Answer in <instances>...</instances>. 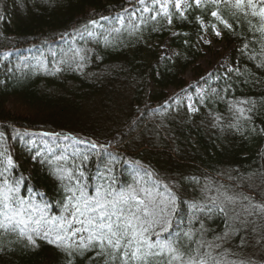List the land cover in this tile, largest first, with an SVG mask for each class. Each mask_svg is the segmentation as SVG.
Listing matches in <instances>:
<instances>
[{
    "label": "trees",
    "instance_id": "16d2710c",
    "mask_svg": "<svg viewBox=\"0 0 264 264\" xmlns=\"http://www.w3.org/2000/svg\"><path fill=\"white\" fill-rule=\"evenodd\" d=\"M137 4L138 0H0V149L6 148L17 165L12 175L23 177L22 194H35L49 205L50 216H60L66 194L53 164L42 162L36 156L39 150L21 143L18 133L52 132L107 146L121 186L132 183L134 169L142 166L180 197L172 238L187 226L192 215L189 205L203 200L201 186L209 180L264 202V132L260 131L264 129V69L249 59L253 49L259 50L248 23L255 24L256 19L233 17L227 9L223 14L235 31L220 26V40L229 49V64L205 81V94L193 84L209 75L200 62L205 52L199 43L204 31L199 19L216 21L206 9L187 11V19L174 15L171 25L148 18L132 35L127 28L134 20L129 18L124 27L111 26L121 28L114 34L115 46L106 47L102 37L99 42L87 37L85 26L90 29L92 20L113 18ZM166 40L176 49L173 57L161 53ZM245 43L250 45L248 52L243 51ZM76 48L85 49L89 57L84 70L61 66L63 70L56 72L64 53ZM8 52L13 55L3 59ZM30 53L39 59L28 60ZM229 68H238L240 74L228 72ZM187 88L194 91L198 112L189 110L187 100L173 99ZM245 99L256 101L252 120L237 122L229 102ZM96 151L85 145L81 153H91L85 169L93 186L105 159L104 154L97 157ZM81 154H70L68 166L73 160L78 164ZM249 219L255 223L247 230L241 228V234L224 241L218 251L232 253L229 259L264 264V218ZM205 225L207 240L225 231L220 216L205 219ZM194 227L199 228V223ZM37 244L25 247L15 234L0 233V246L7 249L0 253V264H68L66 254L54 245L42 239ZM92 255L73 253V264H102L90 260Z\"/></svg>",
    "mask_w": 264,
    "mask_h": 264
},
{
    "label": "snow or ice",
    "instance_id": "6c2138e0",
    "mask_svg": "<svg viewBox=\"0 0 264 264\" xmlns=\"http://www.w3.org/2000/svg\"><path fill=\"white\" fill-rule=\"evenodd\" d=\"M138 3L142 6L141 11L150 16L138 17L139 24L131 21L127 28L129 35L138 34L140 25L146 23L148 18L153 21L163 19L171 25L174 15L178 14L179 19H187L185 13L193 8L206 9L215 19L216 23L211 25V29L216 37L222 34L220 26L229 32L235 31L233 24L223 14L225 9L230 10L233 17L240 14L255 18V24L251 20L248 23L259 50L253 49L249 59L256 61L257 68L264 69V0H151V3L138 0ZM199 22L204 27V21L199 19ZM90 23L103 27L96 20ZM120 24L124 27L123 19H120ZM85 32L88 38L98 42L102 37L104 45L109 47L115 46L117 36L114 34L118 35L121 28L113 26L97 33L95 27L89 30L86 25ZM81 38H84V33H81ZM249 47V43H245L243 51L248 52ZM88 59L85 49H73L70 53H64L55 71H62L61 66H67L82 72ZM227 71L240 74L238 68H229ZM223 91L226 93L228 89ZM200 102L203 103V99ZM229 103L237 122L252 120L250 113L256 108L255 100ZM188 108L193 113L199 111L191 103ZM215 119L220 121L219 116ZM230 126L239 131L236 124ZM260 131L264 132V129ZM79 143H86L91 150H97V157L104 153L111 157L102 161L104 168L102 171L98 168L94 186L90 183L92 177L85 169L91 153L81 154L80 162L77 164L73 160L69 168L57 165L59 161H67L66 156L49 160L46 153L36 152L42 162L56 165L54 173L66 194L60 216H50L47 203H36L31 196L22 194L23 177L17 179L12 175L17 165L6 148L0 151V233L15 234L17 241L25 247L35 248L39 246L37 239L46 240L66 254L68 264H73V253L83 256L89 252L93 253L90 260L102 261V264H250L244 260L229 259L232 253L218 250L222 249L224 241L239 236L241 228L247 230V225L255 223L249 218H264V202H254L253 197L237 192L235 188L217 185L209 180L201 186L203 200L189 205L192 215L187 226L169 238L180 211V197L173 188L156 179L154 172L142 166L134 169L132 183L121 186L114 175L115 158L108 152V147L90 140H81ZM193 181L200 184L195 178ZM215 216L224 219L225 231L213 240H207L209 229L205 219L211 220ZM196 223H199V228L194 227ZM6 250L0 246V253Z\"/></svg>",
    "mask_w": 264,
    "mask_h": 264
},
{
    "label": "rangeland",
    "instance_id": "374dc122",
    "mask_svg": "<svg viewBox=\"0 0 264 264\" xmlns=\"http://www.w3.org/2000/svg\"><path fill=\"white\" fill-rule=\"evenodd\" d=\"M149 3H151V0H148ZM141 5L138 3L135 6H132L116 16L109 17L108 20L100 19L98 20L99 25H103V27L99 26H93L91 24V27L89 30H92L93 27H95V31L97 33L103 32L104 29L110 28L112 25H117V27H121L120 19H123L124 24L129 20V18H132L134 21H139L138 17L144 16L148 13H143L141 11ZM211 25L209 23L204 22L203 27V33L199 39V43L203 45V49L205 52V55L201 58L200 62L202 66L209 71V75L202 81L196 82L194 87L197 89L198 93L205 94L206 93V84L205 81L212 76H214L220 68L226 66L229 64L227 60V56L229 54V49H226V44L220 40V37H216L214 33L212 32ZM206 29V30H205ZM204 41H211V43H205ZM28 52H31L32 50H26ZM19 50L16 51V54H19ZM161 53L173 57L176 54V49L172 47L169 44V41L166 40L161 45ZM31 54V53H30ZM13 55L12 52H8L4 55L3 59H6L7 57H11ZM28 60L31 59H37L38 56H35L31 54L29 57H27ZM39 59V58H38ZM187 77L189 80L192 79V73L188 72ZM189 98H191L189 100ZM173 99L175 101L179 100H187V104L191 103L194 107L197 108L196 103L194 102V91L190 88H187L183 91L178 92L173 96ZM21 139V143L29 146V148L32 149H38L41 153H46L47 157H51L53 160L56 156H66L68 157L70 154L79 156V154L82 153V148L85 147L87 144H81L76 139H65V137H69L67 135H61L56 134L52 132H45V131H34V130H23L18 133ZM2 142L0 141V146ZM50 150V151H49ZM0 151H3L0 149ZM105 158V159H104ZM104 161H107L111 159V157L108 156V153H104ZM69 160V159H68ZM67 161H59L57 162V165L60 167H72V164L68 166L69 164ZM56 165H53V169ZM104 166L102 167L103 170ZM101 170V171H102ZM22 192V191H21ZM33 198L34 202L39 204H44L43 201H41L38 197L35 196V194L29 195ZM28 197V196H25Z\"/></svg>",
    "mask_w": 264,
    "mask_h": 264
},
{
    "label": "bare ground",
    "instance_id": "6f19581e",
    "mask_svg": "<svg viewBox=\"0 0 264 264\" xmlns=\"http://www.w3.org/2000/svg\"><path fill=\"white\" fill-rule=\"evenodd\" d=\"M130 8V7H129Z\"/></svg>",
    "mask_w": 264,
    "mask_h": 264
}]
</instances>
